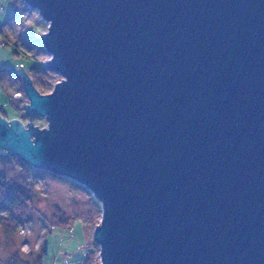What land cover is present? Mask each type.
Returning <instances> with one entry per match:
<instances>
[{"label": "water", "instance_id": "95a60500", "mask_svg": "<svg viewBox=\"0 0 264 264\" xmlns=\"http://www.w3.org/2000/svg\"><path fill=\"white\" fill-rule=\"evenodd\" d=\"M22 1L63 80L0 157L92 194L100 264H264V0Z\"/></svg>", "mask_w": 264, "mask_h": 264}, {"label": "rangeland", "instance_id": "374dc122", "mask_svg": "<svg viewBox=\"0 0 264 264\" xmlns=\"http://www.w3.org/2000/svg\"><path fill=\"white\" fill-rule=\"evenodd\" d=\"M47 30L22 0H0V116L8 122L13 118L29 123L19 68L36 90L40 83L49 88L43 95L63 80L45 67L50 55L41 37ZM33 124L46 129L48 122L38 118ZM38 170L18 157H0V184L32 203L27 210L0 214V264H17L12 262L15 257L32 264L43 248L41 264H100L93 234L102 218L101 204L76 182Z\"/></svg>", "mask_w": 264, "mask_h": 264}, {"label": "trees", "instance_id": "16d2710c", "mask_svg": "<svg viewBox=\"0 0 264 264\" xmlns=\"http://www.w3.org/2000/svg\"><path fill=\"white\" fill-rule=\"evenodd\" d=\"M41 69H43V68H34L33 70L35 72H37V71H40ZM34 81H33V83H34ZM39 85L40 86H38L37 91L41 95L45 94L46 91L49 90V88L47 86H45V84L42 85V83H40ZM38 172L47 173L45 171H40V170H38ZM48 174L53 175L51 173H48ZM53 176H56V175H53ZM11 190H13V189L8 190L0 184V214L2 212L12 213L17 208H20L22 210H24L26 208L28 209L29 206L32 204L30 199H28V201H27L28 204H26L24 202V199H22V197L18 194L19 192H17V190L15 192H11ZM43 253H44V248L42 249L41 254L38 256L37 260L34 261L32 264H41ZM12 262L17 263V264H23L22 261H19V259L17 257H15V259L12 260ZM25 264H29V263H25Z\"/></svg>", "mask_w": 264, "mask_h": 264}, {"label": "crops", "instance_id": "0c3cea01", "mask_svg": "<svg viewBox=\"0 0 264 264\" xmlns=\"http://www.w3.org/2000/svg\"><path fill=\"white\" fill-rule=\"evenodd\" d=\"M9 120H14L13 118L12 119H9ZM16 120V119H15ZM23 123V122H22Z\"/></svg>", "mask_w": 264, "mask_h": 264}, {"label": "built area", "instance_id": "2783aa9c", "mask_svg": "<svg viewBox=\"0 0 264 264\" xmlns=\"http://www.w3.org/2000/svg\"><path fill=\"white\" fill-rule=\"evenodd\" d=\"M38 16H39V14H38ZM40 17V16H39Z\"/></svg>", "mask_w": 264, "mask_h": 264}]
</instances>
